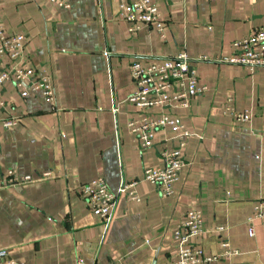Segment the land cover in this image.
Returning <instances> with one entry per match:
<instances>
[{"label": "crops", "instance_id": "0c3cea01", "mask_svg": "<svg viewBox=\"0 0 264 264\" xmlns=\"http://www.w3.org/2000/svg\"><path fill=\"white\" fill-rule=\"evenodd\" d=\"M164 37L140 26L128 30L117 15L118 0H0L4 34L24 35L21 61L45 68L54 104L40 93L20 96L4 83L0 99V248L20 264H170L176 255L173 230L189 209H198L201 232L189 239L209 262L264 264V223L246 218L264 198V67L219 61L231 42L264 25V0H153ZM184 52L206 90L186 108H138L125 100L133 91L129 64ZM9 64L1 59L0 70ZM227 96L249 122L223 114ZM115 108V111H113ZM190 132L174 193L164 197L142 180L159 167L162 152L176 146L170 127L155 130L153 145L140 149L126 126L130 119L159 112ZM16 123L3 126V121ZM18 176H51L24 185ZM103 177L117 192L135 181L139 201L119 194L104 225L89 212L79 188ZM234 249V254H226Z\"/></svg>", "mask_w": 264, "mask_h": 264}, {"label": "built area", "instance_id": "2783aa9c", "mask_svg": "<svg viewBox=\"0 0 264 264\" xmlns=\"http://www.w3.org/2000/svg\"><path fill=\"white\" fill-rule=\"evenodd\" d=\"M59 8L68 9L69 0H49ZM117 17L128 23L129 31H136L140 26H146L164 37V22L153 0H118ZM24 35L4 34L0 28V64L5 56L9 64L0 70V88L4 83L11 82L19 90V95L26 96L37 92L45 101L54 104L55 92L51 79L45 68H35L27 62L21 61L23 56ZM233 51L231 54L219 59L221 62L245 66L249 70L264 67V25L258 26L249 34L231 42ZM130 77L134 83V89L125 100L138 108H150L159 106L164 108H186L192 97L206 90L204 85L197 81L194 64L184 52L173 56L154 58L152 61L141 64L132 61L129 64ZM233 98L227 96L223 114H229L233 122L243 124L249 122L252 113L249 110L237 112L233 107ZM5 103L0 99V109ZM115 111V108H113ZM16 123L14 119L3 121V126ZM126 126L140 149L153 145L155 130L158 127H170L173 138L177 140L176 146L164 149L162 152V164L159 167H147L143 170L142 180L158 187L159 193L164 197H170L174 193V184L177 181L181 165L182 153L186 140L191 136L184 125L166 112H159L156 118L143 115L140 119H130ZM6 184L24 185L36 179L51 176V171L42 172L37 178L26 174L18 176L15 171L7 169ZM135 181L120 184L117 192H113L106 185L103 177H95L80 185L79 191L87 203L89 212L95 215L107 225L116 205L119 194L127 199L138 202L139 197L135 191ZM184 220L173 230V239L176 242V255L170 264H197L201 261L209 262L215 256H206L201 247L189 245V239L201 232L202 217L198 209H189L184 213ZM259 219L264 223V198L258 200L252 206L251 213L246 218L249 224L247 232L253 235L251 222ZM226 248V254H234L237 251L227 249V243L221 244ZM7 249L0 248V264H20L8 258Z\"/></svg>", "mask_w": 264, "mask_h": 264}]
</instances>
